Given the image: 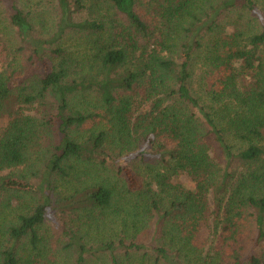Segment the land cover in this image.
Segmentation results:
<instances>
[{
    "label": "trees",
    "instance_id": "trees-1",
    "mask_svg": "<svg viewBox=\"0 0 264 264\" xmlns=\"http://www.w3.org/2000/svg\"><path fill=\"white\" fill-rule=\"evenodd\" d=\"M100 1L0 0V264H264V3Z\"/></svg>",
    "mask_w": 264,
    "mask_h": 264
},
{
    "label": "rangeland",
    "instance_id": "rangeland-1",
    "mask_svg": "<svg viewBox=\"0 0 264 264\" xmlns=\"http://www.w3.org/2000/svg\"><path fill=\"white\" fill-rule=\"evenodd\" d=\"M143 2H146V8L145 10L150 11L152 14H154V11L148 9V2H150V0H143ZM260 2L264 3V0H260ZM19 5L21 8L24 9V11L26 13L29 14L30 18L33 21V27L35 28V31L37 33V35H42L43 37H49L51 36V34L54 32L55 30V23L59 20V7H58V2L57 0H19ZM99 5L101 7L98 8L102 10V12L107 13L109 16H114V11L110 10L108 11V8L111 9L109 3L105 0H101L99 2ZM88 15V11L85 10V15ZM76 37V36H74ZM78 37V36H77ZM9 38H10V43L12 45V51H16V48H19L20 46L26 45V43L23 42L22 37L19 35L18 31H12L9 34ZM66 44L68 45V49L71 51V53L76 56L77 58H81L87 51L84 49L85 44L83 43V39L81 38H73L71 37L70 39L66 40ZM4 48V46H2V49L0 48V70H2L3 68H5L8 64L7 58V52ZM3 50V51H2ZM18 54V58L19 61L25 60L27 59L28 55H29V49H24L21 53H16ZM200 66V63L196 66V71L199 72L198 67ZM30 67V66H29ZM35 71V70H34ZM32 70L27 72L24 76H18V80L17 82H20L25 76H28L30 74H32ZM195 87L198 88L199 85L198 83H195ZM30 113H37V109L35 108H29L27 110ZM6 125V120L4 119L2 122H0V128H4ZM216 153V151H215ZM120 163L125 166V172L127 173V176L129 178L133 177V173L130 170V166L127 165V160L125 161H120ZM132 163V160H131ZM130 171V172H128ZM183 182L186 186L190 187L191 182H189V178L184 177ZM79 183H74V181L68 183V185H65L62 189H66L69 188L71 189L73 185H78ZM27 197V196H26ZM0 201H1V197H0ZM17 203V199L15 200ZM29 200L27 199H22L18 202V204L20 203L21 205V209H24L26 206V203H28ZM53 218H48V225L46 226V230L48 231V233H50V235H53V240L57 241V237L59 236V234L57 233V231H60L58 228V225L60 223V220L58 219V217H61V214L58 213L56 216H52ZM57 218V219H56ZM47 233V234H48ZM207 235V234H206ZM97 264L100 263L99 260H96Z\"/></svg>",
    "mask_w": 264,
    "mask_h": 264
}]
</instances>
